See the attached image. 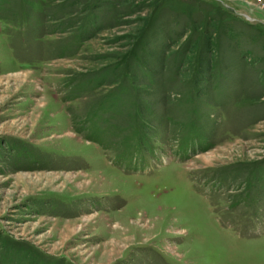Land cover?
Returning <instances> with one entry per match:
<instances>
[{
	"label": "rangeland",
	"instance_id": "374dc122",
	"mask_svg": "<svg viewBox=\"0 0 264 264\" xmlns=\"http://www.w3.org/2000/svg\"><path fill=\"white\" fill-rule=\"evenodd\" d=\"M0 264H264V0H0Z\"/></svg>",
	"mask_w": 264,
	"mask_h": 264
}]
</instances>
